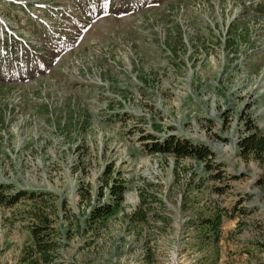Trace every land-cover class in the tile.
I'll return each instance as SVG.
<instances>
[{
	"label": "rangeland",
	"instance_id": "obj_1",
	"mask_svg": "<svg viewBox=\"0 0 264 264\" xmlns=\"http://www.w3.org/2000/svg\"><path fill=\"white\" fill-rule=\"evenodd\" d=\"M0 74V264H264V0H0Z\"/></svg>",
	"mask_w": 264,
	"mask_h": 264
},
{
	"label": "trees",
	"instance_id": "obj_2",
	"mask_svg": "<svg viewBox=\"0 0 264 264\" xmlns=\"http://www.w3.org/2000/svg\"><path fill=\"white\" fill-rule=\"evenodd\" d=\"M242 37L244 38V36H241V35H238V36L234 35L233 40L228 41L229 46L236 45L238 43L239 39H241ZM17 43H18V40H16L13 36H10V40L7 44L8 51H10L8 54V58L17 59L18 51L17 50L14 51V48L16 47ZM24 51H25V53L23 54L22 58L19 59V62H24V66H23L22 70L17 69V71L19 73L18 77L27 78L28 76L30 77L32 74H35L37 72V68L33 65V58L30 57L28 50L24 49ZM46 57L49 58L50 56H46ZM28 60L30 62H28ZM43 61L45 64L48 63L45 61V59ZM0 75H2V74H0ZM244 149L247 153H262L264 151V137L258 136L257 134L251 135L250 137L245 139ZM156 150L157 151H164V152H175L178 155L189 154L190 151L198 152V149L192 150V148L187 147L186 145L180 144V143H168L164 146L163 145H157ZM117 193L120 197V202H118L117 204L121 205V202L124 199L123 192L118 189ZM102 210L107 211L106 209H103V208H102ZM93 216H94V214H93ZM213 224L215 225L214 227H216V228L220 227L221 226L220 218L213 220ZM49 227H50V225H45V226L39 225L37 227V229L33 230V234H34L35 239L37 241V251L41 252L42 257L46 262H49L51 260V257L47 254V250H49L52 247L51 245L55 244V243L45 241L42 238L41 230L49 228ZM37 262H38V259L32 258L28 264H37Z\"/></svg>",
	"mask_w": 264,
	"mask_h": 264
}]
</instances>
